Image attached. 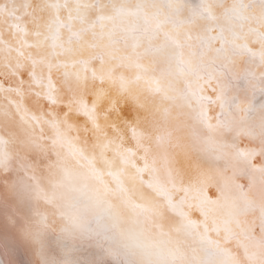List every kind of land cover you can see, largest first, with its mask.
<instances>
[{
  "label": "snow or ice",
  "instance_id": "obj_1",
  "mask_svg": "<svg viewBox=\"0 0 264 264\" xmlns=\"http://www.w3.org/2000/svg\"><path fill=\"white\" fill-rule=\"evenodd\" d=\"M0 264H264V0H0Z\"/></svg>",
  "mask_w": 264,
  "mask_h": 264
}]
</instances>
